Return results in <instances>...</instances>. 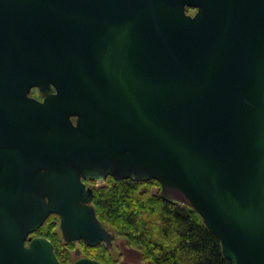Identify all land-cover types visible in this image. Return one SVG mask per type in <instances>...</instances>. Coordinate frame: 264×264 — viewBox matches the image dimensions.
Masks as SVG:
<instances>
[{
    "label": "water",
    "instance_id": "95a60500",
    "mask_svg": "<svg viewBox=\"0 0 264 264\" xmlns=\"http://www.w3.org/2000/svg\"><path fill=\"white\" fill-rule=\"evenodd\" d=\"M109 176L264 264V0H0V264H62L32 236L54 213L112 248L86 183Z\"/></svg>",
    "mask_w": 264,
    "mask_h": 264
},
{
    "label": "trees",
    "instance_id": "16d2710c",
    "mask_svg": "<svg viewBox=\"0 0 264 264\" xmlns=\"http://www.w3.org/2000/svg\"><path fill=\"white\" fill-rule=\"evenodd\" d=\"M32 95L39 96L38 89L34 88ZM160 186L154 179L116 180L109 176L104 184L93 188L92 205L106 228L115 230L147 264H233L199 212L189 203L176 205L163 199ZM59 222V215L51 214L32 236L48 238L60 262L71 264L70 250L75 243L63 240L57 230ZM80 242L88 257L117 264L105 243L88 246Z\"/></svg>",
    "mask_w": 264,
    "mask_h": 264
},
{
    "label": "rangeland",
    "instance_id": "374dc122",
    "mask_svg": "<svg viewBox=\"0 0 264 264\" xmlns=\"http://www.w3.org/2000/svg\"><path fill=\"white\" fill-rule=\"evenodd\" d=\"M189 13L194 14L196 11L194 8H191V10H188ZM39 91V90H38ZM40 93V91H39ZM32 94V93H31ZM36 98H41L42 95L40 93L39 96H35ZM105 181L102 182H93L91 181L88 186L92 188H96L102 184H104ZM158 190V188L156 189ZM59 232L60 230V222L59 226L57 228ZM111 232L115 235L114 241H113V247L110 249L112 255L114 256L115 260H117V264H147L141 259L140 253L131 247H128L124 243V238L119 237L115 230L111 229ZM62 235V232H61ZM63 238V237H62ZM64 240V239H63ZM75 243L74 248L70 250V255H71V260L72 262L78 258L81 257H88L87 255L89 254L88 251L84 248L82 243L80 241L73 242Z\"/></svg>",
    "mask_w": 264,
    "mask_h": 264
},
{
    "label": "flooded vegetation",
    "instance_id": "af4514ba",
    "mask_svg": "<svg viewBox=\"0 0 264 264\" xmlns=\"http://www.w3.org/2000/svg\"><path fill=\"white\" fill-rule=\"evenodd\" d=\"M196 11V10H195ZM42 98V97H41ZM41 98H39V99H41ZM87 183V185L90 183V182H86Z\"/></svg>",
    "mask_w": 264,
    "mask_h": 264
}]
</instances>
